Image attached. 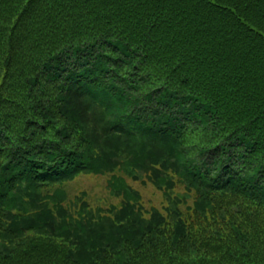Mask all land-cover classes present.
I'll list each match as a JSON object with an SVG mask.
<instances>
[{"label":"trees","instance_id":"obj_1","mask_svg":"<svg viewBox=\"0 0 264 264\" xmlns=\"http://www.w3.org/2000/svg\"><path fill=\"white\" fill-rule=\"evenodd\" d=\"M0 264H264V0H0Z\"/></svg>","mask_w":264,"mask_h":264},{"label":"rangeland","instance_id":"obj_2","mask_svg":"<svg viewBox=\"0 0 264 264\" xmlns=\"http://www.w3.org/2000/svg\"><path fill=\"white\" fill-rule=\"evenodd\" d=\"M108 178L104 175L81 174L74 181L68 183L66 189L71 198L85 192L92 206H107L111 203H118V200L107 191ZM128 182L140 191L142 203L146 208L161 207L163 205L162 193L152 184H143L132 179H128Z\"/></svg>","mask_w":264,"mask_h":264}]
</instances>
